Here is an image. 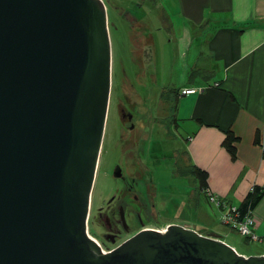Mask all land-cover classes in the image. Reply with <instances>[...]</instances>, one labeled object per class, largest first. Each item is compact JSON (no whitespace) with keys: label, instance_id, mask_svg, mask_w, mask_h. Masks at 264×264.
<instances>
[{"label":"water","instance_id":"1","mask_svg":"<svg viewBox=\"0 0 264 264\" xmlns=\"http://www.w3.org/2000/svg\"><path fill=\"white\" fill-rule=\"evenodd\" d=\"M112 52L103 0H0V264H264L184 225L88 234Z\"/></svg>","mask_w":264,"mask_h":264},{"label":"crops","instance_id":"2","mask_svg":"<svg viewBox=\"0 0 264 264\" xmlns=\"http://www.w3.org/2000/svg\"><path fill=\"white\" fill-rule=\"evenodd\" d=\"M144 2L176 50L177 76L170 88L176 103L174 149L228 206L240 207L253 191L262 194L253 210L260 241L243 239L254 245L250 253L222 241L245 257H264V0ZM188 87L198 92L181 96ZM163 89L160 84L155 94ZM228 132L237 139L234 155L224 145ZM220 217L208 220L205 232L221 225Z\"/></svg>","mask_w":264,"mask_h":264},{"label":"rangeland","instance_id":"3","mask_svg":"<svg viewBox=\"0 0 264 264\" xmlns=\"http://www.w3.org/2000/svg\"><path fill=\"white\" fill-rule=\"evenodd\" d=\"M103 1L106 5L109 23L112 52V77L110 101L103 142L104 152L100 158L101 171L95 188L93 208L97 207L96 205H98L101 195L111 191L113 187V183L107 178V173L111 161L116 155L115 142L120 131V120L117 108L120 94L122 91H125V94L130 97H132V94H145L144 90L151 85L146 82L147 72L148 74L155 73L156 84H153L151 88H153L154 93H156L158 86L161 84V87L164 88V94L162 95L165 102L162 104L160 103L159 112H155V109H153L152 116L149 114L148 110H139V117L143 118L142 124L146 125L147 129L142 144L143 153H145L144 160H146L150 166H154V164H162L161 166L163 168H166L168 164L167 162H173V160H176L177 163H181V170H186V172H182L178 177L173 176L169 169H162L159 171L152 170L151 177L158 183V189L163 193L161 195L167 201V217L165 220L174 221L179 225L187 226L204 235H218L227 243L234 245L238 252L249 254L250 248L254 245L245 244L238 234L229 230L227 231L226 228L219 223L209 232L212 234L205 232L208 231L206 228L208 224L206 222L208 220H213L216 215L220 216V212L201 192L198 193L195 191L193 187V177L190 181L186 180L185 174H190L186 160L175 151V144L171 143L169 140L172 138V134H175L177 137V133H175L174 127L171 124L174 120V104L172 92L170 90V88L174 86L171 79H174L177 76L175 46L167 44L161 25L155 18L154 10H152L144 0ZM131 16L136 20L139 19L140 25L137 24V22L130 28V25L133 23ZM152 36L155 40H160L159 43L154 46L157 53L155 61L152 66L148 67L149 64L143 65L139 62V51L137 50L140 48L143 52L145 58L144 61H148L149 57L152 58L154 47L152 50V46L148 45L151 42ZM135 47H137L136 51L134 50ZM134 62L139 64L138 70H141L140 74H138L139 71L137 72L134 67ZM164 71L166 73V80ZM123 73H125V77L123 76ZM162 75H164V79H162ZM154 97L153 104L146 101L142 104L143 107L151 108L150 105L157 107L156 102L161 95L155 94ZM180 144H182V148L186 147L184 142H180ZM174 156H177V158L174 159ZM178 160H181V162ZM206 216L209 218L207 219ZM209 222L210 221H208V223ZM164 229L165 228H159L160 231ZM90 236L92 235L90 234Z\"/></svg>","mask_w":264,"mask_h":264},{"label":"flooded vegetation","instance_id":"4","mask_svg":"<svg viewBox=\"0 0 264 264\" xmlns=\"http://www.w3.org/2000/svg\"><path fill=\"white\" fill-rule=\"evenodd\" d=\"M136 48L137 47L134 48L135 51ZM138 49L139 62L143 65L149 64L148 67L152 66L157 53L155 55L153 51L152 58L149 57L148 61L145 60V62L143 52L140 48ZM133 65L137 72L139 71L138 74H140L141 70H138L139 64L134 62ZM123 76H126L125 73H123ZM146 78L147 84L151 85L149 87L145 86L148 87L144 90L145 94H132V97L127 96L125 91H122L120 94L117 107L120 120V131L115 142L116 155L111 161L107 173V178L113 183V187L111 191L101 195V199L98 205H96L97 207L93 208L95 188L101 171V161L99 160L90 203L88 234L93 236L91 237L105 253L111 252L125 240L144 229L160 231L159 228L179 225L174 221L165 220L167 217V201L162 197L161 194L163 193L158 189V183L154 181L151 176L152 170L159 171L162 169H169L173 176L178 177L182 174L181 163H177L176 160H173V162H167L166 168H163L161 166L162 164L150 166V164L144 160L145 153H143L142 144L147 129L146 125L142 124L143 118L139 117V110H148L149 114L152 116L153 109L157 112L160 108V103L162 104L165 102V99L162 98L163 95L160 94L161 97L156 102L158 108L152 105H150L151 108L143 107L142 104L146 101L153 104L155 99V93L151 87L153 84H156V74H148L147 72ZM171 124L175 131L174 120ZM173 139L174 134H172V138L169 139L171 143L174 144ZM103 152L104 149L102 147L100 158ZM173 158L176 159L177 156ZM178 161L181 162V160ZM186 180L190 181L192 179L186 177Z\"/></svg>","mask_w":264,"mask_h":264},{"label":"built area","instance_id":"5","mask_svg":"<svg viewBox=\"0 0 264 264\" xmlns=\"http://www.w3.org/2000/svg\"><path fill=\"white\" fill-rule=\"evenodd\" d=\"M198 92L196 87L184 88L180 91L181 96L191 95ZM206 196L220 212V222L224 228L230 231H235L241 238L246 239L249 243H257L260 241L256 233V222L253 216V211H250L244 219L238 220V211L236 207L228 206L225 202L214 196L206 189Z\"/></svg>","mask_w":264,"mask_h":264},{"label":"trees","instance_id":"6","mask_svg":"<svg viewBox=\"0 0 264 264\" xmlns=\"http://www.w3.org/2000/svg\"><path fill=\"white\" fill-rule=\"evenodd\" d=\"M131 18L133 20L132 21L133 23L130 26H133L137 22H138L137 24L140 25V20L139 19H137L138 20L137 21L134 17L131 16ZM148 45L149 46H152V50H153V47L155 46V43H154V41L151 40V42ZM155 50L156 49L154 47V50L153 51H154V53L156 55V51ZM173 104H174V110H175V107H176L175 100H173ZM257 140H258V135L256 137V141ZM236 141H237L236 137H234L232 134H230L229 132L226 134V139L224 141V145H225L226 149L228 150V152H230V154H232V155H234V152H235V147L232 145V143H234ZM184 171L186 172V170H184ZM184 171H182V172H184ZM189 173L191 175L190 174L189 175H186L185 174V178L188 177V176L191 177V178L193 177L194 181L198 184L199 191H202V194L207 198V196H206V189L207 188H206V182H205L204 175L193 176L194 174L192 173V171H190ZM187 174H188V172H187ZM261 196H262V194L260 192L258 193L256 191H253V192H251L248 195V197L245 199V201L242 203V205L240 207H236L237 208V211H238V220L244 219V217L250 211H253L254 210V208H255L256 204L258 203V201L260 200ZM226 230L228 231L229 229L226 228ZM231 232L236 233L235 231H231ZM242 239H244V238H242ZM244 240H246V239H244Z\"/></svg>","mask_w":264,"mask_h":264}]
</instances>
